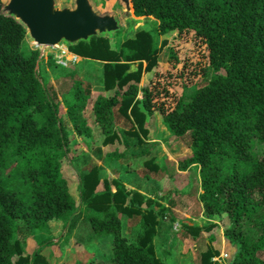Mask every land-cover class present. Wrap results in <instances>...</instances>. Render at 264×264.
<instances>
[{
	"label": "trees",
	"instance_id": "obj_1",
	"mask_svg": "<svg viewBox=\"0 0 264 264\" xmlns=\"http://www.w3.org/2000/svg\"><path fill=\"white\" fill-rule=\"evenodd\" d=\"M130 3L134 18L154 19L157 35L176 32L178 40L168 47L161 67L158 49L145 31H136L117 48L107 37H91L67 48L74 56L103 63V90H115L111 96H97L91 105L102 145L117 139L112 121L116 106L119 115L142 133L145 116L156 113L172 136L188 135L191 155L181 168H199L202 214H225L228 219L223 236L236 245L230 264H258L256 253L264 250V224H257L264 221V0ZM2 5L0 0V9ZM24 37L18 23L0 14V264H47L39 251L50 242H41L30 257L24 256L13 239L16 222L45 229L50 221L68 223L73 209L60 172L68 144L62 111L37 78L39 52L20 51ZM152 69L138 89L141 73ZM209 72L207 83L184 103L183 91ZM88 94L89 88L79 89L77 81L62 98L64 116L78 137L89 136L82 117ZM16 177L26 184L28 194L17 187ZM98 184L91 173L78 176L81 205L100 214L87 216L91 231L97 238L111 237V257L90 262L165 264L152 245L154 222L136 243L120 232L118 214L143 215L150 199L117 183L109 187L103 182V189L96 190ZM155 212L163 217V207ZM215 256L207 249L199 264H217L211 261Z\"/></svg>",
	"mask_w": 264,
	"mask_h": 264
},
{
	"label": "rangeland",
	"instance_id": "obj_2",
	"mask_svg": "<svg viewBox=\"0 0 264 264\" xmlns=\"http://www.w3.org/2000/svg\"><path fill=\"white\" fill-rule=\"evenodd\" d=\"M2 1L5 5L6 0ZM88 3L96 14L112 15L117 22L115 32L97 35L98 37H107L111 46L117 48L121 41L132 38L136 31L149 32L154 47L158 49L157 64L159 67L165 65L168 47L173 41L178 40L176 32L157 35V22L154 19L134 18L132 15L127 17L119 0H88ZM54 5L57 9H71L74 7V0H54ZM63 43V48L67 50L70 45ZM31 50H37L41 58L36 69L38 80L43 83L53 103L60 104L62 111L61 118L67 133L68 144L67 158L60 161V172L73 201L70 214L76 213L79 207L83 206L79 201L78 176L83 177L91 173V176L94 175L99 181L96 190H102L103 182H107L109 187L114 183L121 186L124 184L149 195L148 208L143 215L123 216L125 228L123 233L128 238L126 239L128 242L136 243L144 229L154 222L153 234L156 238L152 240L154 242L152 245L156 257L162 259L165 264H199L200 254L207 249L214 251L217 256L225 255L220 260V264H230L236 245L231 244L223 236V230L229 225L228 219L225 214L210 217L202 214L201 204L198 201L199 168L193 165L181 168L183 161L191 155L188 135L172 136L162 125L156 113L145 116L142 133L136 129L132 121L129 122L119 115L116 106L112 109V121L113 133L117 135V139L112 144L102 145L103 135L94 123L91 105L97 96L108 97L115 91L107 92L101 88L103 90L101 92L98 86L101 87L102 78L98 79L100 84H96L98 83L96 77L102 75L97 67L103 63L100 65L92 61L83 62L72 56L70 61H65L63 57L65 65H61L59 63V60L62 61L59 58L60 49L56 46L52 48L42 46L40 49L32 45L28 36L24 37L20 51L27 54ZM135 65V63L130 64V70H135ZM144 66L145 62H142V68ZM153 70L155 69L141 73L137 84L138 89L149 80ZM211 74L212 72H209L204 78H199L195 86L185 89L182 101L188 102L194 91L207 83ZM77 81H79V89L89 88L85 112L82 114L85 125L89 129V136L83 137H78L73 131L70 122L64 116L62 104L63 96H67L75 89ZM136 98L141 99L140 93ZM139 110L143 111L140 106ZM147 161L151 165L146 164ZM155 162L158 163L159 168H162L160 172L152 170L153 166L156 168ZM12 165L10 164L9 167ZM16 185L20 190L28 192V187L19 177H16ZM157 206L163 207V217L155 212ZM149 211L152 212L151 216L148 215ZM80 213L82 218L88 215V211L84 208H81ZM167 217H171V220ZM16 223L18 230L13 239L19 242L23 255L26 257H30L39 244L45 241H49L50 244L44 246L39 254L47 264H92L90 260L94 259L93 255L102 259H105L106 254L111 255V250H108V241L111 243L110 236L104 237L97 253H93V240H90L93 239V235L84 219L78 223V232L72 238V241L76 243L68 239V246H70L68 248L65 247L67 239L64 236L67 223L50 221L45 229H28L22 222ZM257 224L262 226L264 221ZM106 239L107 243L104 242ZM256 257L258 264H264V250L256 253Z\"/></svg>",
	"mask_w": 264,
	"mask_h": 264
},
{
	"label": "water",
	"instance_id": "obj_3",
	"mask_svg": "<svg viewBox=\"0 0 264 264\" xmlns=\"http://www.w3.org/2000/svg\"><path fill=\"white\" fill-rule=\"evenodd\" d=\"M119 1L124 13L130 17V0ZM0 14L18 23L35 47H54L60 42L70 46L87 43L91 37L117 30L115 18L96 14L88 0H74L71 9L55 8L54 0H6Z\"/></svg>",
	"mask_w": 264,
	"mask_h": 264
},
{
	"label": "crops",
	"instance_id": "obj_4",
	"mask_svg": "<svg viewBox=\"0 0 264 264\" xmlns=\"http://www.w3.org/2000/svg\"><path fill=\"white\" fill-rule=\"evenodd\" d=\"M67 53L70 55V56H74V55H72V54H70L68 51H67ZM75 57V59H80V60H82L83 62H90V61H92V60H87V59H83V58H80V57H77V56H74ZM92 63H94V64H102L101 62H93L92 61ZM102 66V65H101ZM99 67V65H98V69H100V71H101V73H102V67ZM102 76V75H101ZM100 75H98L97 77H96V79H97V82L99 81L98 79H101L102 77H101ZM94 84H95V82H94ZM96 84H100L99 82L98 83H96ZM98 88H100L99 90H102L103 89V87H102V84H101V87H100V85L98 86ZM102 88V89H101ZM101 92H103V90L101 91ZM99 93V92H98ZM156 163V162H155ZM159 165H158V163H156V168H152V170L154 171V170H158L159 172H160V170H162V168H159L158 167ZM195 167V166H194ZM151 168V167H150ZM158 168V169H157ZM164 171V170H163ZM147 176H149L148 174H147ZM146 177V176H145ZM144 179V178H143ZM145 180H143V182H144ZM123 184V183H122ZM123 186H124V188L126 189V190H130V191H135V192H137V193H139V194H141L142 196H144V197H146V198H149L150 199V197H149V195H147L146 193L144 194V193H142L141 192V190H139V189H135L134 190V188H131L129 185H124L123 184ZM144 186H146V184L144 185ZM151 199H152V196H151ZM81 208L83 209H85V210H87L88 211V215H90V214H97L96 212H93L92 210H90V209H88V208H85L84 206H81V207H79V209H78V211L76 212V213H74V214H71V216H70V219H69V221H68V223H67V225H66V227H65V229H64V236H66V238L65 239H67V241H66V248H68V247H70V246H68L69 245V242H68V239L71 241V242H75V241H72V238H73V236H74V234L76 233V232H78V223H81V221H82V219H84L85 220V223L87 224V226H88V229H89V231L92 233V235H93V239H90V240H93V243H92V245L94 246V251H93V253H97V250L101 247V245H102V243H103V241H101V240H103L104 239V237L103 238H97V237H95V235H94V233L91 231V229H90V227H89V225H88V221H87V217L86 218H82V216H81V213H80V210H81ZM87 215V216H88ZM123 216L124 215H122V214H118V219H119V221H120V232H121V234L126 238V235L123 233V232H125V228H124V225H123V221L124 220H122L123 219ZM169 218H171V217H167V219H169ZM56 222H59L60 223V221H56ZM68 236H69V238H68ZM106 238H107V236H106ZM155 238H156V236L154 235L153 236V238H152V240H155ZM126 239H128V238H126ZM87 240H88V238H87ZM105 243H107V239L104 241ZM109 242V248H108V250L110 249V247H111V243H110V241H108ZM129 242H131V241H129ZM76 243V242H75ZM152 243H154V242H152ZM110 251V250H109ZM106 257H105V259H102V258H100L99 256H94L93 255V258H95V259H98V260H101V261H105V260H108L110 257H111V255L109 256L108 254H106L105 255ZM157 258H159V257H157Z\"/></svg>",
	"mask_w": 264,
	"mask_h": 264
},
{
	"label": "bare ground",
	"instance_id": "obj_5",
	"mask_svg": "<svg viewBox=\"0 0 264 264\" xmlns=\"http://www.w3.org/2000/svg\"><path fill=\"white\" fill-rule=\"evenodd\" d=\"M63 47H64V43H63V42H62V43H59V44L56 45V48L61 50L62 57H64V58L66 59V61H70V57H72V56H70V55L65 51V49H64ZM73 57H74V56H73Z\"/></svg>",
	"mask_w": 264,
	"mask_h": 264
},
{
	"label": "built area",
	"instance_id": "obj_6",
	"mask_svg": "<svg viewBox=\"0 0 264 264\" xmlns=\"http://www.w3.org/2000/svg\"><path fill=\"white\" fill-rule=\"evenodd\" d=\"M52 48V47H51ZM66 52H67V50H65ZM62 54L60 53V56H59V58L62 60V56H61ZM59 60V59H58ZM66 61V60H65ZM59 63L61 64V65H65L64 64V62H63V60L62 61H60L59 60ZM225 257V255H218V256H216V257H213L212 259H211V261L212 262H214V263H217V264H220V260H222L223 258Z\"/></svg>",
	"mask_w": 264,
	"mask_h": 264
}]
</instances>
